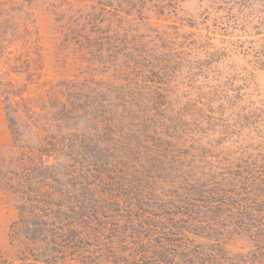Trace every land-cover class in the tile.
Listing matches in <instances>:
<instances>
[{
  "label": "rangeland",
  "instance_id": "1",
  "mask_svg": "<svg viewBox=\"0 0 264 264\" xmlns=\"http://www.w3.org/2000/svg\"><path fill=\"white\" fill-rule=\"evenodd\" d=\"M253 166L264 0H0V264H264Z\"/></svg>",
  "mask_w": 264,
  "mask_h": 264
},
{
  "label": "trees",
  "instance_id": "2",
  "mask_svg": "<svg viewBox=\"0 0 264 264\" xmlns=\"http://www.w3.org/2000/svg\"><path fill=\"white\" fill-rule=\"evenodd\" d=\"M261 166H253L254 170H252L250 172V179L248 178V176H243L241 177V174L238 175V180H237V184L239 185L238 188L241 189V192H238V188L237 191L235 193H232L233 190L229 191L228 189L225 190L226 194H228L226 196V199L222 198L223 195V190L220 191V195H219V201L220 202H226V207H228V205H230L228 207V212L230 214V219L237 224V222H244L245 220L251 219V222H255L256 220H260L259 217H261V220L264 219V169L259 168ZM109 175V174H108ZM108 179H114L115 182H118L113 176H108ZM237 175V173L234 175L233 180H231V183H233V185L236 186L235 184V176ZM242 180L248 182L249 180L251 181L252 185H253V191L250 193H244L242 191V187H244V184H242ZM241 181V184H240ZM117 185V184H116ZM232 185V184H231ZM127 186V184H126ZM237 187V186H236ZM250 196H252L255 199V205L258 209L254 210L252 208V205L246 200L248 198H250ZM248 197V198H247ZM235 198V199H233ZM242 198V199H239ZM230 200V201H229ZM261 214V216H260ZM255 215V216H254ZM247 218H246V217ZM264 222V221H262ZM235 226V225H233ZM242 225H240L241 227ZM170 244V243H169ZM263 246V245H262ZM159 256H163L164 259H167L168 256L167 254L163 253V250L161 251L159 248L153 247L149 253V255H145V259L147 260H153L158 258ZM151 257V258H150ZM213 262L215 263L216 260H213ZM85 264H89V263H85ZM143 264V263H142ZM163 264H169L167 263V261Z\"/></svg>",
  "mask_w": 264,
  "mask_h": 264
}]
</instances>
